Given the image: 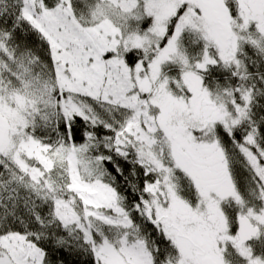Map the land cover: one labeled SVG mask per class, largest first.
Wrapping results in <instances>:
<instances>
[{"label":"snow or ice","instance_id":"snow-or-ice-1","mask_svg":"<svg viewBox=\"0 0 264 264\" xmlns=\"http://www.w3.org/2000/svg\"><path fill=\"white\" fill-rule=\"evenodd\" d=\"M0 264H264V0H0Z\"/></svg>","mask_w":264,"mask_h":264},{"label":"trees","instance_id":"trees-1","mask_svg":"<svg viewBox=\"0 0 264 264\" xmlns=\"http://www.w3.org/2000/svg\"><path fill=\"white\" fill-rule=\"evenodd\" d=\"M78 138H79V137H78ZM67 259H69V260H70V259H71V257H68Z\"/></svg>","mask_w":264,"mask_h":264}]
</instances>
